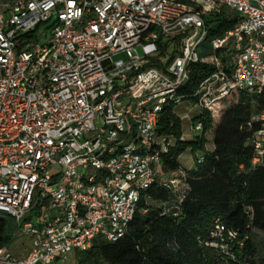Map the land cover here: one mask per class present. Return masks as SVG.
<instances>
[{
    "label": "built area",
    "instance_id": "obj_1",
    "mask_svg": "<svg viewBox=\"0 0 264 264\" xmlns=\"http://www.w3.org/2000/svg\"><path fill=\"white\" fill-rule=\"evenodd\" d=\"M210 15L233 27L208 39ZM198 63L208 69L186 97ZM233 90L264 94V0H0V216L31 237L22 258L0 247V264H51L119 240L148 212L151 187L181 202L184 173L162 164L177 139L159 132L160 115L184 100L201 115ZM253 122L259 163L264 109ZM244 244L220 217L202 240L215 264L237 261Z\"/></svg>",
    "mask_w": 264,
    "mask_h": 264
},
{
    "label": "trees",
    "instance_id": "obj_2",
    "mask_svg": "<svg viewBox=\"0 0 264 264\" xmlns=\"http://www.w3.org/2000/svg\"><path fill=\"white\" fill-rule=\"evenodd\" d=\"M206 23L211 39L232 28L234 19L210 15ZM207 69L201 63L192 65L189 81L179 93L186 97L194 93ZM174 108L164 107L158 130L177 139L162 164L165 170L184 173L188 189L182 201L172 190L151 187L147 191L151 200L148 212L135 215L125 236L115 242L97 238L90 249L73 251L76 264H215L218 254L202 245L215 217L233 228L239 239H245L241 256L227 264H264V259L255 260L253 241L264 237V156L253 163L254 150L248 140L259 125L253 122L251 129L247 126L251 117L264 109V94L233 90L194 116L202 120L203 134L212 129L211 151L205 150L204 135L179 140L184 132ZM187 148L192 153L204 151L200 157L194 156L196 166L188 170L178 160ZM11 228L13 220L0 216V247L10 243Z\"/></svg>",
    "mask_w": 264,
    "mask_h": 264
},
{
    "label": "rangeland",
    "instance_id": "obj_3",
    "mask_svg": "<svg viewBox=\"0 0 264 264\" xmlns=\"http://www.w3.org/2000/svg\"><path fill=\"white\" fill-rule=\"evenodd\" d=\"M136 50L140 55H143L145 53L144 48L141 45L137 46ZM174 110L182 120V130L184 134L188 139H191L192 136L191 132L189 131V120L187 119V116L194 117L198 115L200 113V109L196 107L192 101L184 100L181 104L175 106ZM203 135L205 138V150L211 151L213 149L212 129L207 128L206 131H204ZM203 154L204 151H196L195 153H192L190 149L187 148L182 154H180L178 160L180 164L188 170L196 166L194 156L200 157ZM39 210L40 209L35 204L31 212L28 214L29 219L36 221ZM10 234L11 241L8 245H6V248L11 254L17 256L18 253H24V251H27L29 249V246L31 244L30 236L24 234L14 235V230L12 228L10 230ZM253 241L256 248L254 255L255 260L260 261L261 259H264V237L258 236ZM73 255V252L69 254L65 261L57 259L54 264H76Z\"/></svg>",
    "mask_w": 264,
    "mask_h": 264
},
{
    "label": "crops",
    "instance_id": "obj_4",
    "mask_svg": "<svg viewBox=\"0 0 264 264\" xmlns=\"http://www.w3.org/2000/svg\"><path fill=\"white\" fill-rule=\"evenodd\" d=\"M27 251H28V250H27ZM27 251H24V253H22V252H21V253H18V254H17V257H18V258H22V257H24V256L27 254ZM55 261H56V260H54L51 264H54Z\"/></svg>",
    "mask_w": 264,
    "mask_h": 264
}]
</instances>
